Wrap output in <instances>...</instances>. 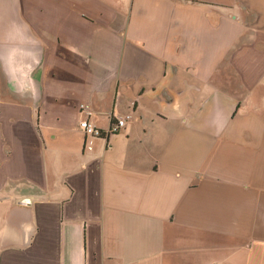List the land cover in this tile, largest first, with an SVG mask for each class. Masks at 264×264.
Here are the masks:
<instances>
[{"label": "crops", "instance_id": "1", "mask_svg": "<svg viewBox=\"0 0 264 264\" xmlns=\"http://www.w3.org/2000/svg\"><path fill=\"white\" fill-rule=\"evenodd\" d=\"M0 264H264V0H0Z\"/></svg>", "mask_w": 264, "mask_h": 264}, {"label": "built area", "instance_id": "2", "mask_svg": "<svg viewBox=\"0 0 264 264\" xmlns=\"http://www.w3.org/2000/svg\"><path fill=\"white\" fill-rule=\"evenodd\" d=\"M93 109L89 105L80 106L79 120L81 131L87 136H95L96 138H107L111 134H117L126 126L127 121L131 116L114 117V121L109 130H102L96 127V124L92 120Z\"/></svg>", "mask_w": 264, "mask_h": 264}]
</instances>
